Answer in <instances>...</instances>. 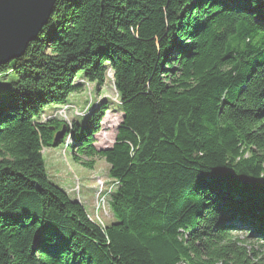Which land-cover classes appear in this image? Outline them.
<instances>
[{
  "label": "trees",
  "instance_id": "16d2710c",
  "mask_svg": "<svg viewBox=\"0 0 264 264\" xmlns=\"http://www.w3.org/2000/svg\"><path fill=\"white\" fill-rule=\"evenodd\" d=\"M109 73L111 148L105 103L42 119ZM1 82L0 264H264V0H57ZM68 138L109 165L105 227L48 177L43 150Z\"/></svg>",
  "mask_w": 264,
  "mask_h": 264
},
{
  "label": "rangeland",
  "instance_id": "374dc122",
  "mask_svg": "<svg viewBox=\"0 0 264 264\" xmlns=\"http://www.w3.org/2000/svg\"><path fill=\"white\" fill-rule=\"evenodd\" d=\"M107 78L100 89L95 84L77 79L76 83L82 85V92L72 95L67 106L48 108L42 119H57L68 125L82 124L94 107L105 103L108 110L102 120L101 131L95 136V146L98 150L111 148L124 115L119 110V96L113 85L112 74L109 73ZM73 142V139L68 138L58 148L43 150L48 177L71 199L81 201L92 220L105 227L113 220L107 205V197L115 188V184L108 177L109 165L103 160L98 161L94 170H90L76 163L73 149L69 148L73 146Z\"/></svg>",
  "mask_w": 264,
  "mask_h": 264
},
{
  "label": "water",
  "instance_id": "95a60500",
  "mask_svg": "<svg viewBox=\"0 0 264 264\" xmlns=\"http://www.w3.org/2000/svg\"><path fill=\"white\" fill-rule=\"evenodd\" d=\"M57 0H0V64L23 55L50 19ZM66 136L59 132L54 143Z\"/></svg>",
  "mask_w": 264,
  "mask_h": 264
},
{
  "label": "bare ground",
  "instance_id": "6f19581e",
  "mask_svg": "<svg viewBox=\"0 0 264 264\" xmlns=\"http://www.w3.org/2000/svg\"><path fill=\"white\" fill-rule=\"evenodd\" d=\"M110 194H111V192H110ZM110 194H109V195H110ZM107 195H108V194H107ZM104 198H105V197H104ZM103 203H104V201H103Z\"/></svg>",
  "mask_w": 264,
  "mask_h": 264
}]
</instances>
